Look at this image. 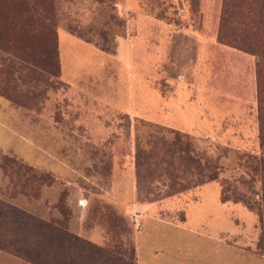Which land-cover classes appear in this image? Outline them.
<instances>
[{
	"label": "rangeland",
	"instance_id": "obj_1",
	"mask_svg": "<svg viewBox=\"0 0 264 264\" xmlns=\"http://www.w3.org/2000/svg\"><path fill=\"white\" fill-rule=\"evenodd\" d=\"M0 96L68 165L3 134L0 264H264V0H0Z\"/></svg>",
	"mask_w": 264,
	"mask_h": 264
},
{
	"label": "crops",
	"instance_id": "obj_2",
	"mask_svg": "<svg viewBox=\"0 0 264 264\" xmlns=\"http://www.w3.org/2000/svg\"><path fill=\"white\" fill-rule=\"evenodd\" d=\"M61 42H62V49L59 53V61H58V76L57 78L61 80V73L64 71L69 72L70 75L74 74L76 71L82 72L83 76V64L85 62L86 57L83 54L82 46H78V44L73 41L71 38H69L68 35L65 33H61ZM62 51V52H61ZM64 81V80H61ZM65 82V81H64ZM69 84H74L73 86H78L79 84H82V81L80 82H67ZM28 112H33L34 115H37L36 112L39 110L35 109H26ZM18 112V113H17ZM22 112V111H21ZM23 116L20 114V110L12 103V101L6 96H0V141L3 138V134H9L12 139H17L21 144L23 145L25 151L32 156H39L44 158V162L46 163V166L44 167L42 165H36V163H33L32 161H28L30 164L35 166H41L45 168L47 171L52 172L55 174L56 178H62L61 171L64 170L67 171V163L63 161L61 158H59L55 153L51 152L50 149L57 148L61 146V143H57L56 141H50L46 145L44 144L41 146L40 142L36 141L35 138L32 135H23L15 131V128L17 130V127L22 125ZM29 121V120H28ZM28 127L27 130L31 132L36 126L34 123L27 122ZM19 130V129H18ZM13 132V133H12ZM54 142V143H53ZM44 149V151H41L40 149ZM49 150V151H48ZM36 160V159H35ZM36 162V161H34ZM111 195V192L109 193ZM147 233V234H146ZM168 240L171 241L169 250L163 249V251L159 249H155L153 247V241H152V235L148 232H143L141 239V242H145L148 244L149 248L145 250L144 253H139V264H193V259L191 260L189 256L182 257L179 253L175 251V246H179V240H178V234L172 233L169 234ZM192 243V242H191ZM190 243V244H191ZM176 244V245H175ZM188 244L189 249H194L196 252L198 251L200 257V262L195 264H206V261L202 251L201 247L202 245L194 244L190 245ZM192 246V248L190 247ZM204 249V248H203ZM200 251V252H199Z\"/></svg>",
	"mask_w": 264,
	"mask_h": 264
},
{
	"label": "trees",
	"instance_id": "obj_3",
	"mask_svg": "<svg viewBox=\"0 0 264 264\" xmlns=\"http://www.w3.org/2000/svg\"><path fill=\"white\" fill-rule=\"evenodd\" d=\"M169 132H171V131H169Z\"/></svg>",
	"mask_w": 264,
	"mask_h": 264
}]
</instances>
